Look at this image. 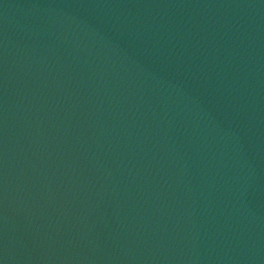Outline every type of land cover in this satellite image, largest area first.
Listing matches in <instances>:
<instances>
[{
	"label": "water",
	"instance_id": "95a60500",
	"mask_svg": "<svg viewBox=\"0 0 264 264\" xmlns=\"http://www.w3.org/2000/svg\"><path fill=\"white\" fill-rule=\"evenodd\" d=\"M0 264H264V0H0Z\"/></svg>",
	"mask_w": 264,
	"mask_h": 264
}]
</instances>
